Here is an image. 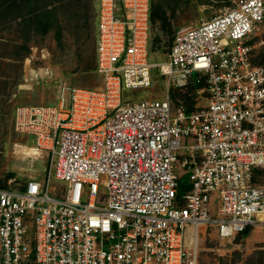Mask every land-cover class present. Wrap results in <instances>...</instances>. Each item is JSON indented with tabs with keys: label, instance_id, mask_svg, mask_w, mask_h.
<instances>
[{
	"label": "built area",
	"instance_id": "2783aa9c",
	"mask_svg": "<svg viewBox=\"0 0 264 264\" xmlns=\"http://www.w3.org/2000/svg\"><path fill=\"white\" fill-rule=\"evenodd\" d=\"M151 0H98L101 88L62 83L57 102L22 105L15 130L46 154L42 179L0 187V264H198L203 228L240 235L264 214V66L253 38L264 0H236L178 29L150 61ZM190 82L205 104L124 98ZM187 177L180 193L181 179ZM219 202L214 213L212 204Z\"/></svg>",
	"mask_w": 264,
	"mask_h": 264
},
{
	"label": "rangeland",
	"instance_id": "374dc122",
	"mask_svg": "<svg viewBox=\"0 0 264 264\" xmlns=\"http://www.w3.org/2000/svg\"><path fill=\"white\" fill-rule=\"evenodd\" d=\"M235 1L152 0L160 19L152 23L150 61H167L178 29L209 20ZM97 9L98 0H0L1 188L21 190L30 179H42L47 165L45 153L35 158L17 150L20 145L35 146L29 135L15 130L17 107L55 104L62 83L89 89L103 86L95 60ZM34 13L49 26L44 28L39 20L29 19ZM253 43L255 59H259L264 52V23L255 32ZM152 75L149 89L125 90L123 97L164 98L171 87L168 78L160 76L158 69H153ZM199 88L190 82L182 89L171 87V91L192 109L205 104L204 96L197 94ZM252 182L264 189V169L255 172ZM212 207L218 210L217 199ZM217 233V226L200 231L198 264H264V242L252 247L245 245L243 234L228 242Z\"/></svg>",
	"mask_w": 264,
	"mask_h": 264
},
{
	"label": "crops",
	"instance_id": "0c3cea01",
	"mask_svg": "<svg viewBox=\"0 0 264 264\" xmlns=\"http://www.w3.org/2000/svg\"><path fill=\"white\" fill-rule=\"evenodd\" d=\"M213 211L215 213L214 207H213ZM217 234L219 235V233H217ZM234 237L227 238L226 241L232 242L233 239H235ZM243 239L245 241V245H250L252 247H254L255 244L264 242V227L257 225V224L252 225L249 233L247 235H245L243 237ZM229 250H231V249H229ZM232 250H233V247H232Z\"/></svg>",
	"mask_w": 264,
	"mask_h": 264
},
{
	"label": "trees",
	"instance_id": "16d2710c",
	"mask_svg": "<svg viewBox=\"0 0 264 264\" xmlns=\"http://www.w3.org/2000/svg\"><path fill=\"white\" fill-rule=\"evenodd\" d=\"M151 7H152L151 19H152V23L153 22L155 23V22H157L158 19H160V17L158 15V11L153 6L152 0H151ZM29 19L39 20L40 23L43 25L44 28H47L49 26V23L47 21H45V20H42L41 21V17L39 15H36V13L32 14V16H29ZM255 62L264 66V52L261 54V56L259 57V59H255ZM185 189H186L185 184H182L181 189H180V193H183V191ZM250 228L251 227L246 228V230H244V232L242 234L244 236L247 235L249 233V231H250Z\"/></svg>",
	"mask_w": 264,
	"mask_h": 264
},
{
	"label": "bare ground",
	"instance_id": "6f19581e",
	"mask_svg": "<svg viewBox=\"0 0 264 264\" xmlns=\"http://www.w3.org/2000/svg\"><path fill=\"white\" fill-rule=\"evenodd\" d=\"M44 71L45 70H42V73H44ZM17 147H18L17 150H19V152H22L25 155L33 156L35 158H38L37 156H39L41 154V151H39L35 146H23V145H20V146H17ZM259 218L261 220H264V214H260Z\"/></svg>",
	"mask_w": 264,
	"mask_h": 264
}]
</instances>
